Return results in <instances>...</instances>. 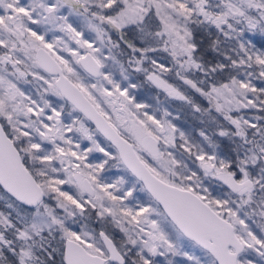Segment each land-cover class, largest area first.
I'll return each mask as SVG.
<instances>
[{
  "label": "snow or ice",
  "instance_id": "snow-or-ice-1",
  "mask_svg": "<svg viewBox=\"0 0 264 264\" xmlns=\"http://www.w3.org/2000/svg\"><path fill=\"white\" fill-rule=\"evenodd\" d=\"M257 35L264 0H0V264H264Z\"/></svg>",
  "mask_w": 264,
  "mask_h": 264
},
{
  "label": "rangeland",
  "instance_id": "rangeland-1",
  "mask_svg": "<svg viewBox=\"0 0 264 264\" xmlns=\"http://www.w3.org/2000/svg\"><path fill=\"white\" fill-rule=\"evenodd\" d=\"M252 38L255 41V43H257V41H259L260 39H262L258 35L257 36H254ZM256 47L257 48L260 47L261 49L264 50V46L263 45H260L259 44V46H257V44H256ZM117 78H118V74H117ZM170 78L171 79L172 78L174 79V76L173 77H170ZM255 83H257L258 86H261L259 81H256ZM175 84H177V85H179V86H181L183 88V86L180 83H177L176 82ZM135 94H136V97H137V100L138 101L143 102V103H146V100L145 99L143 100L142 96H140V94H142V93H140V90H137ZM173 107H174V116L178 117V119H175L176 126L178 128H180L181 130H183V131H185V130H191L190 132H192L193 131L192 130L193 128L190 127V124H191V120L193 121L192 118L195 117L194 116L195 114L192 112V110L187 105L183 104L180 101H176V100H173ZM198 123H200V122L198 121ZM194 138H197L198 139L197 133H195V137ZM105 175H107L110 179H115L116 176L118 175V173L115 170H112L110 172H107ZM134 195L137 196V197L142 196V194H140V193H134ZM158 259H161V258H158ZM174 260H175V264H185V262H183L181 260V258H179V257L174 258Z\"/></svg>",
  "mask_w": 264,
  "mask_h": 264
},
{
  "label": "flooded vegetation",
  "instance_id": "flooded-vegetation-1",
  "mask_svg": "<svg viewBox=\"0 0 264 264\" xmlns=\"http://www.w3.org/2000/svg\"><path fill=\"white\" fill-rule=\"evenodd\" d=\"M255 44H257V46H259V44L264 46V39L263 38L260 39ZM168 79L172 83H176V82L180 83L178 80L175 79V77H174V79L173 78L171 79L170 77ZM183 87H186V86H183ZM139 90H140V93H142V94H140V96H142L143 100L145 99L146 103L150 104L153 109H155L158 106L157 105V96H159V99L162 102L159 105V107H161V108L166 107L174 115L173 100L167 99L162 91L156 89L155 87H153L151 85H148L147 83H144ZM188 91L190 92V94L193 96V98L198 103H201V105L206 106L207 102L204 101L203 98L201 99V97H199L197 94H195L194 92H191L190 89ZM173 123H175V120H173Z\"/></svg>",
  "mask_w": 264,
  "mask_h": 264
},
{
  "label": "trees",
  "instance_id": "trees-1",
  "mask_svg": "<svg viewBox=\"0 0 264 264\" xmlns=\"http://www.w3.org/2000/svg\"><path fill=\"white\" fill-rule=\"evenodd\" d=\"M258 49H261L260 47ZM263 50V49H261ZM202 99V98H201ZM201 104V103H200ZM203 106V105H202ZM195 117L192 118L193 121L191 120V124H190V127L193 128L192 132H190L191 130H185L187 133L189 132L190 135H192L193 137H195V133H198V131L200 130V128L202 127V125L200 123H198V119L196 118L197 114L194 115Z\"/></svg>",
  "mask_w": 264,
  "mask_h": 264
}]
</instances>
